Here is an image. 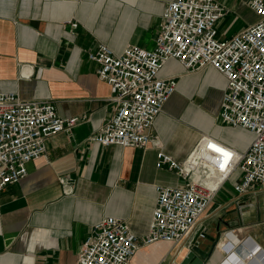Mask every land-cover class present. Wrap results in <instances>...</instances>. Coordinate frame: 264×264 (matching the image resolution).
Here are the masks:
<instances>
[{
	"label": "crops",
	"instance_id": "crops-1",
	"mask_svg": "<svg viewBox=\"0 0 264 264\" xmlns=\"http://www.w3.org/2000/svg\"><path fill=\"white\" fill-rule=\"evenodd\" d=\"M168 1L0 0V92L52 101L59 117L78 119L71 130L49 136L45 153L27 163V174L0 191V264H75L83 241L105 216L122 219L138 238L147 235L155 186L180 183L175 170L157 166L158 152L183 161L198 137L170 115L184 110L187 119L213 122L185 95L202 82V90L209 88L205 107L219 112L225 78L210 66L188 72L168 60L160 74L175 76L177 86L155 118L154 141L105 146L91 137L116 103L88 52L100 43L116 53L127 45L151 49ZM216 1L226 9L219 20L248 24L249 0ZM221 123L214 134L243 151L252 134ZM239 178L234 172L221 185L182 242L140 245L129 264H178L199 230L205 236L197 238L198 247L210 251L204 264H264V188L237 194Z\"/></svg>",
	"mask_w": 264,
	"mask_h": 264
},
{
	"label": "built area",
	"instance_id": "built-area-1",
	"mask_svg": "<svg viewBox=\"0 0 264 264\" xmlns=\"http://www.w3.org/2000/svg\"><path fill=\"white\" fill-rule=\"evenodd\" d=\"M249 6L258 18L221 37L216 23L226 9L219 2L170 0L151 49L127 45L116 53L100 43L88 52L97 64L98 78L109 85L116 103L114 113L92 141L123 147H146L154 141L155 118L177 86L175 76L160 74L170 59L188 72L210 66L220 73L225 87L219 117L227 125L247 130L252 138L240 151L203 136L183 161L159 151L157 166L175 170L180 183L155 186L147 235L138 238L122 219L102 217L83 241L75 264H129L140 245L179 244L234 172H240L233 186L237 194L252 186L264 188V0H249ZM77 120L59 117L52 101L25 100L14 92H0V191L27 174V163L45 153L49 136L71 130Z\"/></svg>",
	"mask_w": 264,
	"mask_h": 264
},
{
	"label": "rangeland",
	"instance_id": "rangeland-1",
	"mask_svg": "<svg viewBox=\"0 0 264 264\" xmlns=\"http://www.w3.org/2000/svg\"><path fill=\"white\" fill-rule=\"evenodd\" d=\"M257 15L253 11H248L247 14H245V19L248 21V23H252L257 19ZM243 27L242 22L240 21H234L231 23L230 22V17L226 16L225 18L219 20L216 23V30H217V35L218 36H229L236 30L240 29ZM200 73H207V72H200ZM215 73V72H214ZM202 82L197 83L196 88L193 89L192 93L191 91L185 95L187 98L188 104L191 103L192 105L196 106L197 108L201 109L203 112L208 114L213 118V122L210 123L208 118H197V119H187L184 116V110L182 112L175 113V115L171 114L170 116L174 119V121L178 122L181 124L184 128L187 130H193L196 133H198V137L196 139L195 144L198 142V140L203 137V136H212L215 138H219L214 134V127L215 126H222V123L220 121V117L218 114V111L212 112V110L208 109L205 107L204 103L206 101V94L207 91H209L208 87H205V91L201 89ZM204 91V92H203ZM181 140L185 139V137H181ZM219 140V139H218ZM195 144H193L195 146ZM190 148L187 156L190 154V152L193 150L194 146Z\"/></svg>",
	"mask_w": 264,
	"mask_h": 264
},
{
	"label": "water",
	"instance_id": "water-1",
	"mask_svg": "<svg viewBox=\"0 0 264 264\" xmlns=\"http://www.w3.org/2000/svg\"><path fill=\"white\" fill-rule=\"evenodd\" d=\"M199 235L205 236L204 233L200 234V232L194 236L191 240V247L184 254L178 264H204V261L210 256V251H206L198 247L197 238Z\"/></svg>",
	"mask_w": 264,
	"mask_h": 264
},
{
	"label": "bare ground",
	"instance_id": "bare-ground-1",
	"mask_svg": "<svg viewBox=\"0 0 264 264\" xmlns=\"http://www.w3.org/2000/svg\"><path fill=\"white\" fill-rule=\"evenodd\" d=\"M187 168H190V165H188Z\"/></svg>",
	"mask_w": 264,
	"mask_h": 264
}]
</instances>
